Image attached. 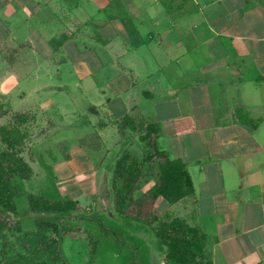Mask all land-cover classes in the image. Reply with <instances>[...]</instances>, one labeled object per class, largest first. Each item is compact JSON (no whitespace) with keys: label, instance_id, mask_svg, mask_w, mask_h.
Returning <instances> with one entry per match:
<instances>
[{"label":"crops","instance_id":"obj_1","mask_svg":"<svg viewBox=\"0 0 264 264\" xmlns=\"http://www.w3.org/2000/svg\"><path fill=\"white\" fill-rule=\"evenodd\" d=\"M1 42L10 51L0 47V78L12 93L51 90L48 123L36 100L17 113L29 119L30 180L49 155H64L55 170L90 194L59 198L90 207L104 176L113 204L117 161L144 153L120 123L154 124L157 147L185 164L194 186L175 204L159 199L160 218L205 235L202 264H264V0H0ZM51 76L59 86H20Z\"/></svg>","mask_w":264,"mask_h":264},{"label":"rangeland","instance_id":"obj_2","mask_svg":"<svg viewBox=\"0 0 264 264\" xmlns=\"http://www.w3.org/2000/svg\"><path fill=\"white\" fill-rule=\"evenodd\" d=\"M0 44H2V42ZM2 46L4 47L3 52L6 51L7 53L10 51V48H8L9 45L6 46V44H2L0 47L3 49ZM15 66L17 67V65ZM3 69L4 66L0 63L1 73ZM42 77H44V73H42ZM51 77L52 80L42 78L34 82L25 81V83H22L20 86L25 90H29L31 93L36 91L35 88L42 87L46 83H52V87L59 86L60 81L53 80L55 77ZM2 78H0V90H9L10 92L8 91L5 96L0 95L2 103L5 104V107L2 106V108H0V128L12 121L18 112L27 111L29 109V102L32 101L33 104L34 100H36L34 105L42 110L38 115L40 123L49 122L48 112H44L45 110L43 111V109L44 106L49 103L45 99V94L49 93L51 91L50 89L45 88L40 94L37 93V95H35L36 97L27 95L24 92L23 94L25 95L23 97H25V99L21 100L22 96L20 93V95L17 94V92L12 93L13 90L15 91V88L12 89L13 84H11L9 88L5 85V78ZM9 82L11 83L10 80ZM50 96H54L52 98L55 104H60V97L58 98L56 95ZM80 97L82 96H79L78 101L82 105ZM64 104L65 103L59 105L58 109H62ZM32 113L34 114L33 111ZM80 124L81 123H79V132L84 130ZM26 127H28V125ZM41 130H43V128H41ZM85 130H87L86 132L91 136L93 132L92 129L88 127V129ZM136 136L140 137V133H137ZM1 142L0 153L5 149V145ZM25 148L27 149L29 146L26 145ZM29 154L31 155V152ZM37 157L39 156L37 155ZM49 157L50 159L46 160V166H42L41 164L42 168L39 177L30 181L16 180V185L20 191L23 192V194L16 199V205L18 210H20L18 211L20 215L16 220L22 221V231H6L3 236L0 234V264H17V261H20L22 264H164L165 248L160 246L158 238L152 230L154 227H157L158 224L156 223L153 226H149L148 224L132 218L119 216L114 206V201L112 204L109 200L110 193L103 188V180L106 178L104 176H102V186L96 198H94V204L92 206L87 208L79 206L70 216L61 220V222L59 221L60 226L58 231L52 230L49 232H42L49 235V238L61 241V258L53 261L51 257L43 254L44 250L40 248L39 245L40 239L35 236L39 228L34 221L35 214L30 212L29 196H40L54 202L63 200L59 198L63 190L73 192V196L82 193V191H80L81 189H83L85 195L90 194L89 183L82 184L79 186L78 190L75 185L73 186V182L63 181L64 173H67L66 168L64 170H55L54 165L56 162H60L64 155L60 156L54 153L52 158L51 155H49ZM160 160V158L154 160V169H151L148 165L145 166L144 171L147 174V178L143 183H145L147 179H150L151 176L154 175L155 177L157 172L156 167ZM142 161H144V153ZM57 175L63 178L62 181ZM147 184L148 183L143 186L142 190L139 188L137 192L138 198L144 195ZM156 207L157 203L150 207V209H152L151 211H154L155 215L158 216L160 213L159 217L164 218L165 215L163 212L158 211ZM16 220L12 219L11 224H14ZM91 254H94V259H91Z\"/></svg>","mask_w":264,"mask_h":264},{"label":"trees","instance_id":"obj_3","mask_svg":"<svg viewBox=\"0 0 264 264\" xmlns=\"http://www.w3.org/2000/svg\"><path fill=\"white\" fill-rule=\"evenodd\" d=\"M2 108V106H0ZM28 117L15 115L14 119L0 128L1 141L5 149L0 153V234L6 231L21 232L22 221L16 220L20 215L16 199L23 194L16 185V180H30L33 176L32 167L25 161L22 154L29 138ZM126 129L140 133V141L144 152V161L133 158L128 152L117 161L113 180V201L119 216L153 226V232L159 244L165 248V264H202L201 259L206 246V237L197 228L189 226L180 218L162 220L150 207L161 198L169 204L194 194V186L185 164L180 160H170L157 147L154 135L158 128L154 124L135 123L129 118L120 123V132ZM160 158L156 167V184L143 196L137 197L141 183L147 178L144 171L146 165L154 169V160ZM154 176V175H153ZM30 212L35 214L34 221L39 231L40 248L43 254L53 261L60 259L61 241L49 238L42 232L58 231L59 221L70 216L79 207L75 201H50L40 196L31 195L28 199ZM15 219L14 224L11 220ZM57 222V223H56ZM94 259V254H91ZM17 264H22L17 261Z\"/></svg>","mask_w":264,"mask_h":264},{"label":"water","instance_id":"obj_4","mask_svg":"<svg viewBox=\"0 0 264 264\" xmlns=\"http://www.w3.org/2000/svg\"><path fill=\"white\" fill-rule=\"evenodd\" d=\"M165 264V263H164Z\"/></svg>","mask_w":264,"mask_h":264}]
</instances>
